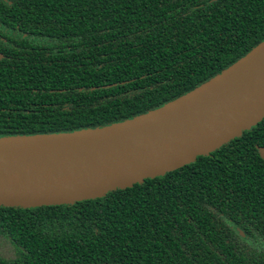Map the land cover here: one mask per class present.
Instances as JSON below:
<instances>
[{
  "label": "trees",
  "instance_id": "obj_1",
  "mask_svg": "<svg viewBox=\"0 0 264 264\" xmlns=\"http://www.w3.org/2000/svg\"><path fill=\"white\" fill-rule=\"evenodd\" d=\"M264 40V0H0V138L129 120ZM264 118L207 156L68 205L0 206V264H264Z\"/></svg>",
  "mask_w": 264,
  "mask_h": 264
},
{
  "label": "water",
  "instance_id": "obj_2",
  "mask_svg": "<svg viewBox=\"0 0 264 264\" xmlns=\"http://www.w3.org/2000/svg\"><path fill=\"white\" fill-rule=\"evenodd\" d=\"M262 118L264 40L196 89L129 120L1 137L0 206L68 205L130 188L207 156ZM257 153L264 160V148Z\"/></svg>",
  "mask_w": 264,
  "mask_h": 264
},
{
  "label": "rangeland",
  "instance_id": "obj_3",
  "mask_svg": "<svg viewBox=\"0 0 264 264\" xmlns=\"http://www.w3.org/2000/svg\"><path fill=\"white\" fill-rule=\"evenodd\" d=\"M0 256L4 258H10L14 256L13 247L2 238H0Z\"/></svg>",
  "mask_w": 264,
  "mask_h": 264
}]
</instances>
